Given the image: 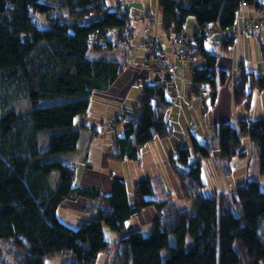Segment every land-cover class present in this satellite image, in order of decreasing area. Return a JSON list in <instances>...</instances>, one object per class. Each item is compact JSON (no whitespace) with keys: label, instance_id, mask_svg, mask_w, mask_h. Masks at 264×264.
<instances>
[{"label":"trees","instance_id":"obj_1","mask_svg":"<svg viewBox=\"0 0 264 264\" xmlns=\"http://www.w3.org/2000/svg\"><path fill=\"white\" fill-rule=\"evenodd\" d=\"M65 1L67 15L63 17L43 0H0V157L10 167L22 168L21 178L31 194L30 202L18 198L8 203L17 228L7 213L0 212V244H11L6 251L17 257L21 254L20 264H46L47 258L65 252L70 258L61 264H97L98 254L110 244L104 226L125 231L131 216L152 204L158 217L152 220L151 233H124L117 239L121 253L111 264H264V242L258 233L264 218L260 181L245 180L233 193L219 192L220 198L204 196L201 162L188 166L191 151L185 145L178 148L172 166L181 192L192 199L191 207L184 210L168 213L165 199H149L153 194L150 179L135 183L132 200L121 178H116L106 195L96 187L81 188L74 182V165L63 154L78 145L80 131L74 120L87 113L92 90L105 89L117 78L120 64L116 56L105 53L113 49L108 35L115 29L121 37L134 16L122 9L121 2L116 8H107V0ZM241 1L261 6L257 0H158V7L163 29L184 34L188 16L194 17L200 30L213 24L220 30L232 29ZM43 13L48 23L45 27L35 16ZM101 27L109 30L105 40L91 43L93 30ZM199 29L193 35L198 42L194 50L207 64L192 70V90L202 95L201 90L206 89L212 104L227 72L216 71L215 55L201 49L204 36ZM233 36H225L224 47L231 45ZM262 50L264 53V46ZM239 70L233 102H245L249 107L252 93L264 88V70L253 73L242 66ZM142 85V97L129 111L130 124L114 138L113 159L137 160L141 146L155 135H167L165 112L170 100L166 84ZM12 88L21 91L25 105ZM14 104L20 108L12 107ZM213 126L221 159L230 163L236 156L245 157L242 143L248 136L258 147L264 175V116ZM191 138L192 149L210 157V143ZM55 155H60L59 159ZM54 171L59 180L52 177ZM76 198L100 203L90 220L71 228L59 219L57 208ZM222 200L228 203L222 205ZM0 264H6L3 256Z\"/></svg>","mask_w":264,"mask_h":264},{"label":"crops","instance_id":"obj_2","mask_svg":"<svg viewBox=\"0 0 264 264\" xmlns=\"http://www.w3.org/2000/svg\"><path fill=\"white\" fill-rule=\"evenodd\" d=\"M257 1L261 3L260 0ZM132 3L133 4H130L129 7L122 8L128 9L129 12L134 16L131 24L134 27V31L136 34L133 35L130 41L131 44H133L132 48L127 51L125 55L122 56L117 50L113 49L105 52L109 56H116V59L120 64V72L117 74V78L112 81V83L108 85L107 88L101 90H92V92L90 93L89 99L91 100L89 107L92 106L90 111L88 110L87 113L80 115V117L77 118V121H79L77 124H79L78 126H80V128H83V132H85L84 137H86V139L78 140L77 148L71 151L70 153H66L68 155H65L66 159L74 165V182L81 188L96 187L101 191L103 195L109 194L111 192L113 186L112 184L116 180V178L123 179L125 185H127L128 176H123L120 171L117 172L118 174H116L115 177L111 175V177H106L104 180L102 178H99L97 180L95 178L93 170L94 164L90 161L91 154H89V151L90 148L93 147V145L99 146L100 150L102 149L101 162L102 164H104V166L109 165L108 169L111 170L110 162L115 161L111 158V152L114 150L115 147L114 138L117 136H121L124 132L125 127L130 124V118L132 114H130L129 111L133 109L136 102L142 97V84L155 83L156 81L166 84V95L167 99L170 100L168 108L165 112L167 135H155L150 141H148V143L144 144L139 148V156L137 160H131L133 162V165L136 168H139V170H142L143 173L134 177L133 182L131 184L132 191L135 186V183L142 178L150 179L152 183H154L153 181L156 180L158 185L162 184L163 179H166L165 175L160 172L151 176L150 174L148 175V173L146 172L149 169H155L156 167H159L160 169L161 166L163 167V169L165 167L169 168V164L172 167L178 155V148H180L181 145L187 146L188 149H190L191 151L192 135L197 138L200 143L204 141L209 142V138H216L215 143L212 146L210 144V146L212 148V151L215 150V158L219 160L218 170H220V175L230 176L232 173L239 171V168L241 166L239 165V161L246 160L247 152L245 157L236 156L230 161V163H226L224 159H221L220 157L218 148V137L213 129V125L224 122L235 124L239 119H256L264 116V91L260 90L261 95L260 93H258V96L261 97V103H259L260 110L255 111L254 109H251L250 107L246 106L245 102H243L242 104H236L233 102V87L239 77V73L236 70L230 75L228 69L230 66H232L233 63H236V59H234V57L232 59H229L226 55L217 53L218 47L221 49L224 48L223 40L225 39L226 35L220 32V29L217 24H213L212 28L216 31V33L209 34L207 36L204 35V37H202L203 40L201 43V49L206 51L208 54L211 53L215 55L216 62L214 63V67L216 71H226L227 78L225 79L224 83L218 85L216 91L217 95L212 104H209V95L204 96L203 94H194L192 90L193 83L190 79L192 70L199 67H205L207 63L201 53H197V51L194 50V46L197 45L198 42L196 39L194 40L191 38L199 28L197 27L195 20H190L189 22V17L186 20V24L183 30L184 35L187 37V41L185 42L184 47H178L180 45H178L177 42V44L175 43L174 37L168 34V31L163 29L161 17V24H152L149 26L150 33L155 36L156 40L159 42L161 50L165 53L167 57L168 64L174 67V72H165L166 77H161L157 74H154L152 69L143 68L145 60L149 63H152L153 59L146 58L147 53L145 52L144 45H142L141 41L142 34L144 31L143 23L137 20V15L140 14L144 9H150L144 6L142 0L140 2L135 1ZM120 5L121 7H123V2H121ZM245 7L249 6L246 5L242 7L241 10ZM261 7L262 3L260 8L254 9L261 12ZM257 11L253 12V14L257 15L258 20H260L259 18L262 17L263 14H259L260 12ZM246 17H243V23L246 21L248 24H252L246 19ZM240 27V25H238V27H236L235 24L232 25V28L234 29H238ZM192 30L193 33L191 32ZM254 31L259 32L256 34V36L257 40H259L260 47L263 48L264 30ZM110 34L112 36L108 38L112 39L118 36L119 32L113 31ZM237 34L233 36V42L236 41ZM187 51L193 53L192 58L186 59L180 56L181 52ZM99 56L100 55L97 54V57ZM258 65V68H256L253 73L264 70V68H259L261 66V63H259ZM123 112L125 115H127V117L122 121L116 122L114 130L104 127L106 121L114 120L117 115ZM201 113L202 120L204 119L207 121L205 126L208 130V134L205 136V138H199L194 132V128L196 126V123H194V121L198 119L197 115H200ZM181 118L186 120V122L184 123L185 125L183 126L184 128L180 127ZM95 123H100V129L103 126L102 132L99 131V127H94ZM88 130H91L92 133L90 134ZM104 130L112 132V135L109 139L108 137L100 138L101 133H103ZM245 138L246 137H244L243 140ZM194 156L197 157V160L201 162L202 176L204 166L203 162L205 157L200 156L196 151ZM166 159L168 161V164L165 161ZM129 160L130 159L120 161L121 164H119V166H122L124 162ZM116 161L119 160L116 159ZM0 166L3 168L5 166L9 174L6 179H0V191H2V193L4 192V190H2L4 186H12L17 190H19L20 188L22 192H25V195L22 196L23 200L28 199L29 201H26L30 202V191L29 189H27L23 179L21 178L22 168L10 167L1 157ZM241 170L247 171L248 168L247 166H243L241 167ZM80 177L82 178L80 179ZM170 178L177 181L175 172L171 171ZM222 186L223 184L218 185V191H225L229 193L235 192L233 191L234 187L231 184L228 185L227 189L222 188ZM127 190L130 196L131 193L129 192V185H127ZM161 191L163 193L165 192L164 194H168L169 192L165 186L159 189L160 193ZM17 197L20 196L17 195ZM171 197H173V195ZM149 199L156 200L158 198H155V196L151 194ZM10 201L11 200H9V202ZM65 201L71 202L72 205H77V208L79 209V207L83 208L87 204H89V202L95 203L97 200H90L88 198H76L73 200ZM165 205L166 208L169 206L167 203ZM148 207H150L149 209L152 214H156V216H158V211L156 210L155 206L150 204L148 205ZM166 208L165 210H169ZM142 211H145V208H143L140 213Z\"/></svg>","mask_w":264,"mask_h":264},{"label":"rangeland","instance_id":"obj_3","mask_svg":"<svg viewBox=\"0 0 264 264\" xmlns=\"http://www.w3.org/2000/svg\"><path fill=\"white\" fill-rule=\"evenodd\" d=\"M43 1L50 4L53 7V10L57 12V14H62L63 17L67 15L66 13L67 8L65 7V4H66L65 0H43ZM135 1L140 2L141 0H107L106 5H107V8H116L120 2H123L122 8H127L130 6V4H133L132 2H135ZM142 1H143L144 6L149 8L152 14L153 13L155 14L156 21L153 23V25L161 24L160 13H159L160 8L158 7L159 6L158 0H142ZM260 2L262 3L261 12L255 10L254 9L256 8L255 6H250V5H248L249 7H245L242 10L240 8V12L237 14V17H236L237 19L234 23L235 26L236 27H238V25L241 26V24L243 23L244 16L245 17L247 16L246 19L251 23L263 24L264 22V0H260ZM256 11L260 12L259 14L261 13L263 14L262 17L259 18L260 20H258L257 15L253 14V12H256ZM35 16H36V21L39 25L40 24L42 25L44 24V26L48 25L47 20H46L47 18L44 13L37 14ZM188 17H189V22L190 20L191 21L195 20L194 17L192 16H188ZM113 31H116V30L112 29L111 32ZM191 32L193 33V30ZM257 33L259 32L252 31V32H246V33L244 32L238 33L236 36V41L231 43V45L227 47L223 46L224 48L222 49L219 47L217 48L218 54L220 53L224 54L229 59H232L233 57L234 59H236V63H233L232 66H230L228 69L230 75L236 70L240 74V70H239L240 66L244 67V69H246L247 71H252V72L256 68H258L259 63H261V66L259 68H264V53H263L262 47H260L259 40H257V36H256ZM111 36H112L111 34L108 35L109 38ZM175 43H176V40H175ZM178 45H180L178 47L185 46V44H178ZM11 90L13 91V93L16 94L17 100L22 101L23 102L22 104L25 105V99H23V97L20 96L22 94L21 91L14 89V88H12ZM262 91H264V88L262 89ZM258 93H260V91L255 90V92L252 93V96L249 99V102H250L249 107L251 109H254L255 111L260 110L259 103H261L260 102L261 97L258 96ZM69 98H73V97H69ZM69 98L68 99L62 98L60 100L62 101L69 100ZM14 106L17 108H20L19 107L20 104L12 105V107ZM91 107L92 106L88 108L89 111ZM21 109H24V108H21ZM201 116H202V113L200 115H197L198 119L194 121V123H196L194 132L196 133V136H198L199 138H205V136L208 134V130L205 126L207 121L204 119L202 120ZM77 118L78 117H76L74 120L75 121L74 127H77L80 131L81 135L79 137V140L86 139V137H84L85 132H83L84 131L83 128H80V126H78L79 124H77L79 122L77 121ZM185 122L186 120L181 118L180 127L184 128L183 126L185 125L184 124ZM99 125L100 123H95L94 127H97V128L99 127L100 129ZM102 130H103V126L99 131L102 132ZM54 131H57V130H54ZM88 132H90V134L92 133L91 130H88ZM111 135H112L111 131L104 130V132L101 133L100 138L108 137L109 139ZM209 139H210L209 143L212 146L215 143L216 138L213 137ZM242 147L247 152V156H246L247 158L246 160L239 161V165H241L239 168V171L232 173L230 176L220 175V170H218L219 160L215 158L216 156L215 150L211 152V155L209 158L208 157L204 158L203 174L201 176L202 181L205 182L204 187L201 190L204 196L215 195L218 198H220V194H218L220 192L218 191V185L223 184L222 188L227 189L228 185L231 184L234 187L233 191H235V187H237L238 184H241V182L243 183L245 182V180H248V179H255V180L260 181L261 188L264 190V175L261 174L260 168H259V157L257 153L258 147L255 146V143L251 141L250 138L247 136L243 140ZM101 151L102 149L100 150V147L97 145L95 146L93 145V147H91L89 151L90 152L89 154H91L90 161L94 164L93 170H94L95 178L97 180L99 178H102L104 180L106 177H111V175L115 177V175L118 174L117 172L120 171V173L123 176L125 175L126 177L128 176L127 185H129V192L131 193L130 198L132 200L133 196H132L131 184L136 175L138 176V175L143 174L142 170H139V168H136L133 165V162L131 160L126 161L122 164V166H119V164H121L120 161H116V159L112 158L115 161L110 162L111 170H113L111 171L108 169L109 165L104 166V164H102ZM63 154L68 155L66 153H63ZM60 155H55L54 158L59 159ZM194 155H195V151L194 149H191L188 166L196 163L197 157H195ZM165 161L168 164L167 159ZM243 166H247L248 170L247 171L241 170V167ZM171 171H173V168L169 164V168L165 167L163 169V167L161 166L160 169L159 167L158 168L156 167L155 169H149L146 172L148 173V175L150 174L151 176H153L154 174H158L160 172L166 176V179L165 180L163 179L162 184L158 185L156 180H154L153 181L154 183L152 184H153V195L155 196V198L165 199L166 203L169 205L166 208L169 210H165V212H168V213H171V212L173 213V211H179V210H184V208H189L191 207V202H192L191 198L186 197L181 192L180 182H178V180L175 181L174 179L170 178ZM8 175L9 174L5 166L4 168L0 166V179H6ZM52 177H54L56 180H59L58 173L56 171L52 172ZM81 178L82 177H80V179ZM163 186H165L166 189L169 191V192L167 191L168 194H164L165 192L163 193L162 191L161 193L159 192V189H161V187ZM6 187L7 186H4V188L2 187L3 188L2 190H4L3 193L2 191H0V212L7 213L10 216V219H11V222L13 223L14 228H17L18 223L16 221V217H13L14 216L13 212H11V208H8L7 203L9 202V200L12 201L18 198L19 199L22 198V196L25 195V192H22L20 188L19 190H17L13 188L12 186H8L7 188ZM0 190H1V185H0ZM169 193L171 194V196L173 195V197H171ZM17 195H19L20 197H17ZM26 200H24V202H27ZM220 202L222 203V205H226L228 203L225 200H222ZM99 203H100L99 201H96L95 203L89 202V204H87L85 207L83 208L79 207L78 209L77 205H72L71 202L63 201L57 208L58 210L57 214L61 221H64L69 227L75 228L76 226L85 222V220L86 221L90 220V217L96 213ZM149 208L150 207H145V211H142L140 214L136 213L135 215L131 216V218L129 219L127 223V227H126L127 230L125 231L115 232L109 229L108 227L104 226L105 239L106 240L109 239L110 244L106 250L100 251V253L98 254V257L96 260L97 264H111L113 263L112 262L113 260L115 261L116 257H119L121 253L120 251L121 247L117 243L118 242L117 239L121 237L124 233L130 230H138L142 232L144 235H148L151 233L152 219L157 218L158 216H156V214H152ZM258 233L261 235L262 241L264 242V218L261 221V225L259 226ZM170 238H171V242H173V238L172 237ZM190 243L191 241L188 239L187 244L190 245ZM5 244L4 245L0 244V256H3L5 263L6 264H20L22 261L21 260L22 256L20 257L21 254H19L18 255L19 257H17L15 254H13L14 253L13 251H10V252L6 251L8 248H10V246L12 247V245L11 244L5 245ZM68 258H70V253L65 252V253L56 254L53 257L47 258L46 264H61Z\"/></svg>","mask_w":264,"mask_h":264},{"label":"built area","instance_id":"obj_4","mask_svg":"<svg viewBox=\"0 0 264 264\" xmlns=\"http://www.w3.org/2000/svg\"><path fill=\"white\" fill-rule=\"evenodd\" d=\"M241 8L246 6L244 1L240 2ZM137 20L143 23V35H142V45H144L145 52L147 53L146 58L153 59L152 63H149L148 61H144L143 68L152 69L154 74H157L161 77H166V73H173L174 67L169 65L167 62V57L165 53L161 50L159 42L156 40L155 36H153L150 33L149 26L153 24L155 19V14L152 12H147L145 10H142L141 14L137 17ZM254 30L263 31L264 30V22L263 24L258 23H252L248 24L246 21L241 25L238 29H230V30H220L221 33L225 35H231V34H237L241 32H252ZM109 30L107 28L101 27L98 29L93 30L92 35L90 37L91 43H99L104 41L105 39L103 36L105 34H108ZM125 34L121 35V37L117 36L112 38L109 43H111L114 50H117L120 55H125L127 51H129L132 48L131 39L133 35L135 34L134 27L131 25H128L125 27ZM199 34H203V36H207L209 34H213L216 31L212 28L200 30ZM168 34L172 35L176 42L178 44H185L187 41V37L184 34L178 33L174 30H168ZM191 39H194L193 37ZM180 56L183 58H191V53L189 51L187 52H181ZM195 74L192 73L190 76V79H194ZM161 80V79H160ZM162 81V80H161ZM201 94L204 96L209 95L208 91L206 89L201 90ZM118 118V119H117ZM117 118H114V120L106 121L104 124L105 128L114 130L115 124L117 121H122L125 119V114L120 113ZM170 132V131H169Z\"/></svg>","mask_w":264,"mask_h":264},{"label":"clouds","instance_id":"obj_5","mask_svg":"<svg viewBox=\"0 0 264 264\" xmlns=\"http://www.w3.org/2000/svg\"><path fill=\"white\" fill-rule=\"evenodd\" d=\"M117 122H119V121H117Z\"/></svg>","mask_w":264,"mask_h":264}]
</instances>
